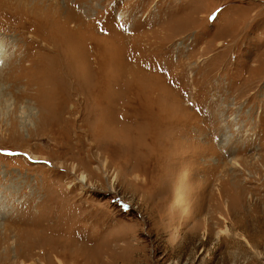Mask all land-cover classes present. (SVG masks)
<instances>
[{
	"label": "rangeland",
	"instance_id": "1",
	"mask_svg": "<svg viewBox=\"0 0 264 264\" xmlns=\"http://www.w3.org/2000/svg\"><path fill=\"white\" fill-rule=\"evenodd\" d=\"M0 46V264H264V0H0Z\"/></svg>",
	"mask_w": 264,
	"mask_h": 264
},
{
	"label": "bare ground",
	"instance_id": "2",
	"mask_svg": "<svg viewBox=\"0 0 264 264\" xmlns=\"http://www.w3.org/2000/svg\"><path fill=\"white\" fill-rule=\"evenodd\" d=\"M2 47L0 46V57L2 56ZM85 178V177H84ZM86 182V181H85ZM196 211V210H195ZM46 225V224H45ZM34 226V225H33Z\"/></svg>",
	"mask_w": 264,
	"mask_h": 264
},
{
	"label": "snow or ice",
	"instance_id": "3",
	"mask_svg": "<svg viewBox=\"0 0 264 264\" xmlns=\"http://www.w3.org/2000/svg\"><path fill=\"white\" fill-rule=\"evenodd\" d=\"M0 154H3V153H2V150H0Z\"/></svg>",
	"mask_w": 264,
	"mask_h": 264
}]
</instances>
